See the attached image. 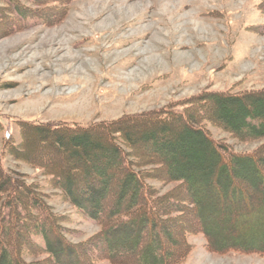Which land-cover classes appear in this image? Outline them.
Masks as SVG:
<instances>
[{"label":"rangeland","instance_id":"374dc122","mask_svg":"<svg viewBox=\"0 0 264 264\" xmlns=\"http://www.w3.org/2000/svg\"><path fill=\"white\" fill-rule=\"evenodd\" d=\"M262 91L264 0H0V168L13 177L23 175L26 184L34 185L39 203L59 218L60 233L70 244L84 243L102 230L44 172L78 148L70 144L74 137L70 131L102 125L104 132L106 126L116 124L111 127L114 131L130 127L137 138H144L149 135L145 129L173 130L185 139L174 153H183L184 159L195 163L194 148L209 152L196 138L200 133L201 141L206 132L234 153L257 151L264 158V137L247 136L246 141L223 129L213 117L216 104L207 100L216 94ZM258 107L264 116L261 103ZM239 111V118L246 117L244 110ZM248 117L242 132L251 126ZM37 134L43 135L42 142L34 138ZM165 134L155 137L165 141ZM115 137L124 144L123 136ZM93 139L87 138V144H94ZM35 143L39 158L32 148ZM149 147L146 144L153 153ZM190 162L188 171L194 170ZM208 167L201 164L199 171ZM223 180L219 177L215 182L221 185ZM148 184L162 195L174 192L176 201L189 199L179 181L151 178ZM5 198L0 199V212L8 209ZM261 199L254 197L257 202ZM185 206V216H171L178 217L173 234H162L158 240V253L165 250L167 260L264 264V253L214 250L200 229L195 208L191 203ZM26 212L17 220V231L26 221L22 216L33 224L40 219L37 208L27 207ZM221 215L224 222L214 229L217 243L237 242L227 234L226 212ZM2 221L0 231L8 223ZM27 240L33 254L18 246L22 257L28 262L47 260L42 237L32 229ZM91 245L86 255L93 264H122L123 258L102 256L105 243L98 249ZM136 249L130 241L118 245L117 252L126 254L125 264H144L146 257L136 255ZM45 264L53 263L49 259Z\"/></svg>","mask_w":264,"mask_h":264},{"label":"trees","instance_id":"16d2710c","mask_svg":"<svg viewBox=\"0 0 264 264\" xmlns=\"http://www.w3.org/2000/svg\"><path fill=\"white\" fill-rule=\"evenodd\" d=\"M207 100L216 104V117H213L223 129L246 141L250 139L247 136L254 139L264 137V116L258 107L260 103L264 107L263 91L241 96L216 94ZM204 102L207 103L206 99ZM233 104L243 107L239 109L247 113L246 117L239 118L238 114L241 111ZM248 115L251 126L247 127L246 132H242ZM101 126L70 131L69 133L74 136L70 144L78 148L70 153V157L60 158L61 160L52 162L53 166L45 171L43 169L56 180V185L66 199L85 212L90 219L100 223L102 229L100 233L84 243L70 244L60 233L59 218L47 206L39 203L38 195L34 193L36 190L34 185L26 184L23 175L13 177L0 168V199L6 197L4 204L8 207V211L2 209L0 212V224H3L2 220L8 222L0 231V249L3 253L0 255V264H45L49 259L53 264H93V260L86 255L87 246L92 244L94 249H98L102 242L105 243L106 250L102 256L110 257L112 260L116 257L125 259L126 254L118 253L117 248L118 245L130 241H134L136 255L146 257L144 264H176L167 260L165 250L163 254L158 253V240L162 234L165 237L173 234V224H177L175 219L185 216V205L188 203L195 208L201 224L200 229L214 250L264 253L262 152L234 153L229 147L217 143L209 134L202 132L201 141L200 133L195 137L198 138V144L208 148L209 152H203L200 146L194 148L191 156L198 159L195 163L184 159L183 153H174L173 150L178 149L185 139L172 133L173 130H157L150 133L152 129H145L143 131L149 135L137 138L132 131L134 129L130 127L114 131L112 128L117 125L111 124L101 132ZM186 130L193 133L191 129ZM97 133L100 135H96ZM157 133H166L168 136L163 135L165 141H159L155 137L158 136ZM115 134L123 136L124 144L115 141ZM84 137L86 141L83 143ZM94 137L97 141L94 144H87V138L90 142ZM34 138L41 141L43 135L37 134ZM78 141L81 143H77ZM146 144H150L153 153L148 152ZM85 145H89V149ZM32 148L34 155L39 158V144L35 143ZM128 149L129 152L126 151ZM188 162L194 170L188 171ZM201 164L210 167L200 172ZM142 167L148 169H141ZM243 175L246 178L241 180ZM219 177L225 178L221 185L215 182ZM151 178L165 183L181 182L180 185L184 187L182 192H185L189 199L180 198L176 201L174 192L160 194L148 184V179ZM191 181L194 183L191 184ZM255 195L262 198L260 202L254 201ZM27 207L37 208L41 212L40 219L35 224L30 223L32 219L26 216ZM224 212L228 216L225 218L229 224L227 234L238 238L237 242L217 243L219 234L214 229L224 222L221 215ZM173 213L180 215L172 218ZM23 214H26L25 217L22 216L26 221L17 231V220ZM32 229L44 241L43 252L48 255L47 260L28 262L21 255L23 251L19 252L16 249L21 246L23 249L26 248L29 254H33L32 246L27 240V235ZM146 232L148 234L145 235ZM182 232L185 233V230ZM183 244L185 246V243ZM136 255L134 254L133 258ZM123 259L122 264H125Z\"/></svg>","mask_w":264,"mask_h":264},{"label":"bare ground","instance_id":"6f19581e","mask_svg":"<svg viewBox=\"0 0 264 264\" xmlns=\"http://www.w3.org/2000/svg\"><path fill=\"white\" fill-rule=\"evenodd\" d=\"M89 65V64H88ZM67 69V68H66ZM68 70V69H67ZM80 73V72H79ZM74 80V79H73ZM79 80V79H78ZM60 83H62V82H60ZM72 83V82H71Z\"/></svg>","mask_w":264,"mask_h":264}]
</instances>
